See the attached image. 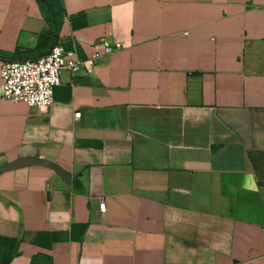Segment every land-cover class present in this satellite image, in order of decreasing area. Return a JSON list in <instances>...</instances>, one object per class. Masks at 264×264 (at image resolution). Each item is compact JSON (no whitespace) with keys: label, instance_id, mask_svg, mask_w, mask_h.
<instances>
[{"label":"crops","instance_id":"0c3cea01","mask_svg":"<svg viewBox=\"0 0 264 264\" xmlns=\"http://www.w3.org/2000/svg\"><path fill=\"white\" fill-rule=\"evenodd\" d=\"M49 1L0 0V53L99 54L0 98V166L69 173L0 171V264H264V0Z\"/></svg>","mask_w":264,"mask_h":264},{"label":"built area","instance_id":"2783aa9c","mask_svg":"<svg viewBox=\"0 0 264 264\" xmlns=\"http://www.w3.org/2000/svg\"><path fill=\"white\" fill-rule=\"evenodd\" d=\"M120 46L118 41L106 43L102 52L108 53ZM99 52L80 58L72 48H66L58 42L52 43L46 51L34 57H17L0 61V98L21 100L27 105L46 111L52 101V89L59 83L62 69L73 71L82 66L90 70ZM98 209L103 210L100 199Z\"/></svg>","mask_w":264,"mask_h":264},{"label":"water","instance_id":"95a60500","mask_svg":"<svg viewBox=\"0 0 264 264\" xmlns=\"http://www.w3.org/2000/svg\"><path fill=\"white\" fill-rule=\"evenodd\" d=\"M25 164H41L48 166L52 168L54 171H56L63 179H68L69 178V173L53 163L50 160L40 158L37 156H25V157H18L16 159L10 160L0 166V171L1 170H6L10 168H14L17 166L25 165Z\"/></svg>","mask_w":264,"mask_h":264},{"label":"trees","instance_id":"16d2710c","mask_svg":"<svg viewBox=\"0 0 264 264\" xmlns=\"http://www.w3.org/2000/svg\"><path fill=\"white\" fill-rule=\"evenodd\" d=\"M39 4L42 6V9L44 11V13L47 15L48 18H50V16L53 14V10L51 9V1L49 0H38ZM35 48H32L31 50H26L25 54L29 55L31 52H33ZM18 55H13V54H2L0 53V58L1 59H8V58H14Z\"/></svg>","mask_w":264,"mask_h":264}]
</instances>
